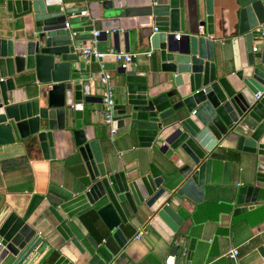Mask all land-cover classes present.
Listing matches in <instances>:
<instances>
[{
  "label": "water",
  "instance_id": "water-1",
  "mask_svg": "<svg viewBox=\"0 0 264 264\" xmlns=\"http://www.w3.org/2000/svg\"><path fill=\"white\" fill-rule=\"evenodd\" d=\"M232 1L237 21L227 38L231 55L225 57L208 38L213 0H203L201 35L187 33L179 0H95L90 19L68 18L84 10L62 8V0H0L10 15L3 26L18 32L17 38L0 37V145L23 143L31 150L36 145L45 160L53 158L55 141L71 146L90 182L45 208L60 238L52 247L26 223V215L3 207L0 264H123L121 255L115 258L72 223L73 216L90 210L121 249L125 210L170 244L181 224L176 211L188 204L218 196L237 206L232 216L264 209V40L255 31L264 23V0ZM93 25L98 53L106 51L107 40L118 53L119 36L124 53L130 41L145 42L150 50L131 56L126 69L116 68L115 127L122 144L137 143L129 168L111 151L102 154V145L112 150L115 131L99 140L94 127L85 125L92 112L83 105L101 103L93 96L100 87L95 73L79 58L81 44L93 39ZM255 43L259 49L252 51ZM223 141L232 147L224 149ZM228 150L253 160L239 187L229 182ZM194 244L188 239L184 264ZM179 245L183 239L173 242L166 264L178 256ZM256 253L264 263V243Z\"/></svg>",
  "mask_w": 264,
  "mask_h": 264
},
{
  "label": "crops",
  "instance_id": "crops-1",
  "mask_svg": "<svg viewBox=\"0 0 264 264\" xmlns=\"http://www.w3.org/2000/svg\"><path fill=\"white\" fill-rule=\"evenodd\" d=\"M212 3L213 34L208 38L214 40L216 53L230 57L231 49L227 38L231 37L237 21V6L232 0H213ZM179 4L185 12L187 33L201 35L203 30L198 28V23L205 19L203 0H179ZM62 8H83L82 10L86 12L85 17L90 19L96 4L95 0H62ZM9 16L0 8V37L6 35L9 37L14 33L12 38H17L18 32L10 33L3 26ZM75 16L77 13H72L68 18ZM93 30L97 31L98 27L93 25ZM110 44L107 40L106 51L112 49ZM86 45L88 42L81 44V47ZM252 46H255L256 50L259 49L256 43ZM117 48L118 53H124L121 36ZM149 52L145 42H129V54L137 56ZM89 59L84 61L85 65L96 75L98 62L93 57L91 58L93 62H89ZM102 63L104 70L110 75L113 101L117 104L119 101L117 86L120 81V76L116 74L117 64L110 57L104 58ZM33 81L35 83L34 79ZM16 88L21 86L18 85ZM93 96L97 98L102 96L100 87L94 90ZM83 109L92 112L85 125H92L95 138L102 140L107 131L101 123L102 104L100 101L85 104ZM118 135L115 127V134L110 139L112 150L102 145L101 151L103 156L111 151L116 160L129 168L134 165L137 143L134 142L132 147H127L120 142ZM221 146L226 149L231 148L232 144L223 141ZM53 153L52 159L45 160L36 145L33 150L23 143L0 145V210L7 207L19 216L26 215V223L50 247L52 240L59 241L60 238L54 232L56 223L45 208L55 207L61 201L77 195L90 184L83 164L71 146H64L55 141ZM225 160H230L231 163L229 180L231 187L241 186L252 169V158L247 154L228 150ZM235 207L237 206L227 203L226 199L216 196L178 209L176 212L181 218V224L173 234L170 244L151 230L147 221L141 222L125 210L127 224L120 225L119 229L126 243L121 249H118L114 240L109 237L99 218L91 226L89 214L93 212L92 210L78 217L73 216L71 221L84 236L90 235L99 246L107 247L115 254V258L121 255L123 264H166L173 242L177 243L180 239H183V245L178 247L181 251L170 261L172 264H184L183 249L186 248L188 239L192 238L195 239L194 253L188 264H264L256 253V248L264 243V209L259 207L232 216L231 211ZM136 233H141L140 238H135ZM230 249H236L238 252L235 261L226 256Z\"/></svg>",
  "mask_w": 264,
  "mask_h": 264
},
{
  "label": "built area",
  "instance_id": "built-area-1",
  "mask_svg": "<svg viewBox=\"0 0 264 264\" xmlns=\"http://www.w3.org/2000/svg\"><path fill=\"white\" fill-rule=\"evenodd\" d=\"M85 15H86L85 11H80L78 12L77 17H85ZM65 27H68V25L65 24ZM255 31L258 34L256 36L257 40L259 41L264 40V23L262 25H259L255 29ZM96 36H97V32L93 31L92 32L93 39L91 41H88V45H86L85 47H80L79 58L83 61H87L89 57L92 56L98 62V70L95 76L102 90L101 123L106 128L107 134L109 135V137H111L115 131V121L113 119V114H112V108L114 106L113 91L110 85V82H111L110 75L104 70V66L102 62L104 58L110 57L117 64L118 67H120L121 69H126L129 65L131 56H134V55H131L129 53H116L112 49L107 50L103 53H98L95 50L96 41L94 40V38ZM174 38L175 40H177L178 36H175ZM256 49L257 48L255 46H252V51H256ZM258 97H259V94H256L254 96L255 99H257ZM140 236H141V233L135 234L136 239L140 238ZM237 255H238V252L236 249H230L226 254L227 258L232 261L236 260Z\"/></svg>",
  "mask_w": 264,
  "mask_h": 264
},
{
  "label": "trees",
  "instance_id": "trees-1",
  "mask_svg": "<svg viewBox=\"0 0 264 264\" xmlns=\"http://www.w3.org/2000/svg\"><path fill=\"white\" fill-rule=\"evenodd\" d=\"M89 216H90V222H91V224L93 223V224H95V222H97V220H98V217H97V215L95 214V212H91V214H89ZM93 224L91 225V226H93ZM93 228V227H92Z\"/></svg>",
  "mask_w": 264,
  "mask_h": 264
}]
</instances>
